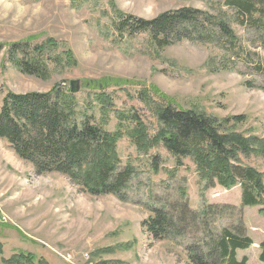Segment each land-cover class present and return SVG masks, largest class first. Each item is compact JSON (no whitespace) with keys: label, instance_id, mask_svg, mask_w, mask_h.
I'll return each instance as SVG.
<instances>
[{"label":"rangeland","instance_id":"obj_1","mask_svg":"<svg viewBox=\"0 0 264 264\" xmlns=\"http://www.w3.org/2000/svg\"><path fill=\"white\" fill-rule=\"evenodd\" d=\"M179 8L199 11L198 29L171 38L167 46H156L147 31L116 30L117 11L151 19ZM261 15L259 24L225 0H0V106L7 91L45 92L58 84L70 92V81L80 79L81 88L71 93L77 114L118 130L119 170L133 169L124 198L92 195L62 173H38L0 138V264L19 251L45 264H192L187 245L205 243L197 224L186 220L183 234L170 239H154L143 225L152 209L174 214L184 204L190 211L204 204L227 206L212 227L243 222L252 244L237 249V259L264 264L262 206L241 204L240 183L227 189L205 180L191 157L175 156L163 145L145 151L130 132L135 113L153 136L159 128L154 109L167 101L196 108L255 137L253 151L240 152L239 163L264 174V11ZM217 20L229 25L234 39ZM49 38L57 47L45 78L22 73L9 58L10 43L26 45L29 56ZM63 50L72 52L74 64L65 61Z\"/></svg>","mask_w":264,"mask_h":264},{"label":"trees","instance_id":"obj_2","mask_svg":"<svg viewBox=\"0 0 264 264\" xmlns=\"http://www.w3.org/2000/svg\"><path fill=\"white\" fill-rule=\"evenodd\" d=\"M225 2L240 15L255 16L262 24L264 0ZM117 12L118 32L147 31L159 47L173 42L171 38L180 40L188 36L189 32H186L192 28L198 29L199 11L194 8L164 11L151 19ZM217 24L223 33L235 38L233 30L224 20H217ZM25 47L20 42L10 43L9 58L22 73L45 78L49 71L47 60L55 58L51 52L57 47L56 41L49 38L35 45L29 56ZM20 50L21 55H18ZM62 55L68 64L75 63L69 50H63ZM154 112L159 128L151 137L139 116L135 113L131 116L135 127L130 132L139 148L148 151L163 145L175 156L191 157L198 174L205 180H216L227 189L240 183L241 204L261 205L258 212L264 218V174L252 166L240 164L238 157L240 152L253 151L255 137H246L234 128L224 127L229 120L227 118L219 121L196 108H180L169 101L157 105ZM232 119L238 122V117ZM0 138L5 139L20 158L31 162L38 173H62L81 190L92 195L114 194L124 198L121 191L133 174L131 166L119 170L116 143L120 132L103 129L87 114L79 116L74 95L58 84L45 92L7 91L0 106ZM260 151L264 154V148ZM153 164L156 166L157 163ZM225 208L228 207L204 204L201 210L190 211L184 204L176 207L174 214L154 208L143 225L154 239H170L183 234L184 222L188 220L197 224L194 227L196 233L205 240L199 247L187 245L188 259L192 264H248L246 257H236L237 249L252 244V239L245 234L243 222L233 226L223 225L219 230L211 225L215 216L223 214ZM259 248V259L264 261V239ZM2 264L45 263L31 253L19 251L2 258Z\"/></svg>","mask_w":264,"mask_h":264},{"label":"water","instance_id":"obj_3","mask_svg":"<svg viewBox=\"0 0 264 264\" xmlns=\"http://www.w3.org/2000/svg\"><path fill=\"white\" fill-rule=\"evenodd\" d=\"M81 88V80L73 79L70 81V93H76Z\"/></svg>","mask_w":264,"mask_h":264}]
</instances>
